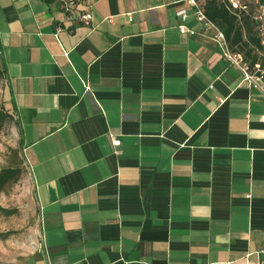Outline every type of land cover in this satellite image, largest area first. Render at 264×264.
Segmentation results:
<instances>
[{"label":"crops","instance_id":"obj_1","mask_svg":"<svg viewBox=\"0 0 264 264\" xmlns=\"http://www.w3.org/2000/svg\"><path fill=\"white\" fill-rule=\"evenodd\" d=\"M84 8L92 27L52 0H0L33 264L264 262V95L192 18L179 32L183 4Z\"/></svg>","mask_w":264,"mask_h":264},{"label":"rangeland","instance_id":"obj_2","mask_svg":"<svg viewBox=\"0 0 264 264\" xmlns=\"http://www.w3.org/2000/svg\"><path fill=\"white\" fill-rule=\"evenodd\" d=\"M238 4L264 30V0H238ZM0 110L10 115L0 124V174L7 168L19 171L0 190V208L8 211H0V264H33L41 246L38 214L3 77L0 78Z\"/></svg>","mask_w":264,"mask_h":264},{"label":"built area","instance_id":"obj_3","mask_svg":"<svg viewBox=\"0 0 264 264\" xmlns=\"http://www.w3.org/2000/svg\"><path fill=\"white\" fill-rule=\"evenodd\" d=\"M52 1L58 4L60 12L67 21H71L75 18L85 27L93 26V14L91 11L84 8L85 0ZM227 2L233 9H243V7L238 4V0H227ZM170 3L183 4L186 6V9H181L177 12V16L180 19L178 30L181 34L192 32L186 26L187 21L192 18L196 23L201 25L204 33L212 34L213 38L221 47L223 57L241 73L243 81L246 82L251 89H254L264 95V69H262L258 64L250 67L249 64L244 61L241 54L232 53L230 51L223 32L207 17L204 10V0H170ZM253 19L256 22V18ZM107 21L111 22V18H107ZM255 30L258 38L260 39V43L264 46V30L261 26L257 25V22ZM112 145L113 147H118L120 145L119 140L113 138ZM260 253L264 252L260 251ZM255 264H264V262L257 261Z\"/></svg>","mask_w":264,"mask_h":264},{"label":"trees","instance_id":"obj_4","mask_svg":"<svg viewBox=\"0 0 264 264\" xmlns=\"http://www.w3.org/2000/svg\"><path fill=\"white\" fill-rule=\"evenodd\" d=\"M204 10L207 17L223 32L228 48L232 53L241 54L250 67L258 64L264 69V46L257 36L256 22L250 13L244 9H233L226 0H204ZM1 77H4V70L0 62ZM9 116L8 113L0 110V124ZM15 126L19 135V148L22 150L20 132L16 121ZM18 172L12 168L5 169L0 174V190L5 183L14 180ZM0 211L8 212L1 208Z\"/></svg>","mask_w":264,"mask_h":264}]
</instances>
